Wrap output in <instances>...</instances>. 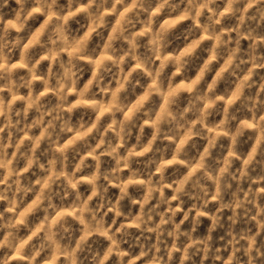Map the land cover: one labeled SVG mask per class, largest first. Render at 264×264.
Returning <instances> with one entry per match:
<instances>
[{
    "label": "clouds",
    "instance_id": "1",
    "mask_svg": "<svg viewBox=\"0 0 264 264\" xmlns=\"http://www.w3.org/2000/svg\"><path fill=\"white\" fill-rule=\"evenodd\" d=\"M0 264H264V0H0Z\"/></svg>",
    "mask_w": 264,
    "mask_h": 264
}]
</instances>
